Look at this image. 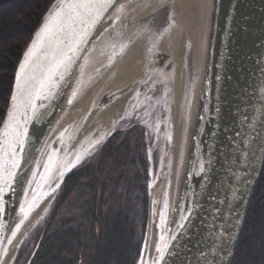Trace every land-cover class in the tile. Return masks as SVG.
I'll return each mask as SVG.
<instances>
[{"label":"water","instance_id":"obj_1","mask_svg":"<svg viewBox=\"0 0 264 264\" xmlns=\"http://www.w3.org/2000/svg\"><path fill=\"white\" fill-rule=\"evenodd\" d=\"M80 2L50 4L14 69L0 123V264L30 209L23 200L43 149L65 115L139 33L154 29L157 37L159 28L173 26L168 8L161 6L167 0H93L98 7L91 12L71 7ZM152 10L163 15L156 23ZM130 13L137 15L135 23L124 27ZM204 15L198 62L182 100L169 213L152 264H231L264 161V0H206ZM163 20L168 26L160 25ZM22 64L20 91L16 77ZM96 99L95 94L64 139L53 171ZM85 154L60 177L55 195ZM161 161L155 175L148 161L146 226L136 264L146 263L149 189Z\"/></svg>","mask_w":264,"mask_h":264},{"label":"bare ground","instance_id":"obj_2","mask_svg":"<svg viewBox=\"0 0 264 264\" xmlns=\"http://www.w3.org/2000/svg\"><path fill=\"white\" fill-rule=\"evenodd\" d=\"M161 6L168 8L172 17L173 26L170 30L159 28L157 37H153L156 33L154 29L147 30L144 35L139 33L115 64L113 63L110 69L85 90L45 145L23 200V206L30 209L11 241L2 264L12 262L20 243L39 222L51 203L60 177L86 153L87 146H91V142L86 146L84 143L123 118L127 111L130 112L142 101L145 91L152 90L160 97L158 101L161 108L160 123L156 128L159 129V135L164 138L158 178L149 189L152 202L151 238L147 245L145 264L153 263L169 213L178 155L177 139L182 126V100L184 90L190 81L191 67L194 65L196 68L198 62L206 0H167V3L163 2ZM156 13L155 10L151 11L152 16L154 15L151 20L154 23L163 17V15H155ZM132 14L128 15V19H124V27L127 26L126 24L135 23L134 19L137 15ZM160 25L168 26V23L163 20ZM150 71L151 77H147ZM95 94L97 99L90 116L75 139L74 145L72 144L73 147H70L64 162L53 171V163L64 139L67 138L78 118L86 112ZM156 97L155 94L154 98ZM141 246L142 243L140 249ZM138 257L139 254L136 262Z\"/></svg>","mask_w":264,"mask_h":264},{"label":"trees","instance_id":"obj_3","mask_svg":"<svg viewBox=\"0 0 264 264\" xmlns=\"http://www.w3.org/2000/svg\"><path fill=\"white\" fill-rule=\"evenodd\" d=\"M53 1L0 0V123L16 63ZM138 127L132 122L124 131L115 133L99 147L97 157L86 161L67 177L56 206L39 233L34 249L37 257L31 264H135L140 237H131L127 243L118 237L122 212L116 211L120 208V200L113 184L114 180L119 185L125 182L126 165L136 160L141 177L139 184L133 187L138 189L142 217H146L144 144L147 140L144 142L142 136L134 137L136 132L142 133ZM96 227L100 228L98 236L95 235ZM96 246L98 256L95 255ZM108 246L117 253L115 260H109L107 250L99 251V247L104 251L103 248ZM231 264H264V161Z\"/></svg>","mask_w":264,"mask_h":264},{"label":"rangeland","instance_id":"obj_4","mask_svg":"<svg viewBox=\"0 0 264 264\" xmlns=\"http://www.w3.org/2000/svg\"><path fill=\"white\" fill-rule=\"evenodd\" d=\"M146 76L151 77V71ZM155 94L157 95L156 99L154 98ZM158 101H160V97L158 93H154L153 90L145 91L142 101H140V103L135 105L134 107L132 106L133 108L130 110V112L127 111V114L123 118L115 121L113 125L108 127L101 134L97 135L93 139H90L89 141L87 140V142L84 143L85 146L90 142H91V146L93 143L94 145L97 146L93 148L94 146L93 145L90 149H89L90 146H87L88 151L86 152L84 158L80 161V164L75 168V170L79 166L84 164L86 161L90 160L95 155V153L98 151L99 147L101 146L100 145L101 141L104 139V137L109 135L110 132L116 130L118 132L124 131L129 126L130 123L136 122L140 127L146 129V131L150 135L146 143L145 152H146L147 163L149 160H151L152 170L154 171L153 173L155 175L158 169V165L160 164V161L163 156L162 150L164 147L163 145L164 138L161 137V135H159L160 133L159 129L156 128L157 123H160L159 117L161 115L160 103H158ZM101 136L103 137V139ZM123 177L124 179H126L125 182H122L119 185V183L116 180H114V184H113L117 187L115 188V192L116 195L118 196V199L120 200V208L118 210L116 209V211L122 212V217H121L122 220L119 221L118 223V233L120 234V236L118 235V237L122 238L124 242L126 241V243L127 240H129L131 237L135 239L140 237V242L142 243L145 232L147 215L146 217L144 215L142 217L141 207L139 203V192H137L138 189L135 190V188L133 187L134 185L139 184V179L141 177L139 171V163L136 160L133 164L128 163L126 165V170L123 174ZM112 182L113 180L110 181V183ZM123 185L124 188H122ZM60 189L52 199L51 203L49 204L42 218L26 234L24 240L20 243V246L18 247L14 255V258L10 264H31L33 258L37 257V254L34 255V249H36L38 245L39 233L44 228L46 219L48 218V216L51 214V212L56 206L57 197L59 196ZM145 189L147 195L148 164H147V178L145 182ZM66 207L68 208L67 204ZM144 209H145V205H144ZM111 213H113V211ZM95 231H96L95 235L98 236L99 235L98 232H100V228L96 227ZM103 249L104 251L101 249V247H99V251L101 252H105V250H107L105 253L110 254L109 256L110 261L112 258L113 260H115V256H117V253L110 246L105 247ZM97 251H98V247L96 246L95 255H97L98 253ZM103 254H102V258L104 257Z\"/></svg>","mask_w":264,"mask_h":264},{"label":"snow or ice","instance_id":"obj_5","mask_svg":"<svg viewBox=\"0 0 264 264\" xmlns=\"http://www.w3.org/2000/svg\"><path fill=\"white\" fill-rule=\"evenodd\" d=\"M71 7H73L74 9H85L88 12H91L94 8L98 7V5L96 3H94L93 0H86V2H84V0H82V2L74 4ZM61 63H63V61H61ZM24 68H25V65L22 64L21 65V73L18 74L16 77L17 89L20 91L23 90L22 74H23ZM9 148H11V144H9ZM11 151H12V155L14 156L15 155V149H12ZM12 167L13 168L17 167V163L13 162ZM200 171H201V173H203V172H205V169L203 167H201ZM9 175H13V173H9ZM0 192H3V188H0ZM190 218H191V214L189 216V219ZM165 248H167V245H165Z\"/></svg>","mask_w":264,"mask_h":264},{"label":"flooded vegetation","instance_id":"obj_6","mask_svg":"<svg viewBox=\"0 0 264 264\" xmlns=\"http://www.w3.org/2000/svg\"><path fill=\"white\" fill-rule=\"evenodd\" d=\"M139 128V130L142 132V133H135L134 134V137H136V136H142V139H143V137L145 138V139H143V141L145 142V140H148V137L150 136L149 135V133L146 131V129H143L142 127H138ZM134 131H132V133H133ZM132 136H133V134H131ZM142 140H141V142H143ZM147 142V141H146ZM144 147H145V150H146V145L144 144ZM144 150V151H145ZM99 153V150L95 153V155L93 156V157H97V154ZM92 157V158H93ZM145 158H146V152H145ZM147 158H146V171H147ZM34 256V255H33ZM32 262V261H31Z\"/></svg>","mask_w":264,"mask_h":264}]
</instances>
